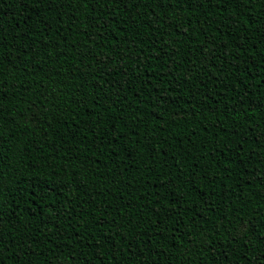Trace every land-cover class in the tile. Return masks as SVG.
<instances>
[{
  "label": "trees",
  "instance_id": "16d2710c",
  "mask_svg": "<svg viewBox=\"0 0 264 264\" xmlns=\"http://www.w3.org/2000/svg\"><path fill=\"white\" fill-rule=\"evenodd\" d=\"M262 41L264 0H0V264H264Z\"/></svg>",
  "mask_w": 264,
  "mask_h": 264
},
{
  "label": "snow or ice",
  "instance_id": "6c2138e0",
  "mask_svg": "<svg viewBox=\"0 0 264 264\" xmlns=\"http://www.w3.org/2000/svg\"><path fill=\"white\" fill-rule=\"evenodd\" d=\"M262 42H264V41H262ZM246 227V226H245ZM258 259H260V257H258Z\"/></svg>",
  "mask_w": 264,
  "mask_h": 264
}]
</instances>
